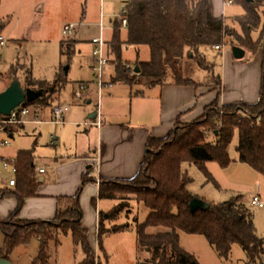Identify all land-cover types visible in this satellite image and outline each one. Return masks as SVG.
<instances>
[{
    "label": "trees",
    "instance_id": "1",
    "mask_svg": "<svg viewBox=\"0 0 264 264\" xmlns=\"http://www.w3.org/2000/svg\"><path fill=\"white\" fill-rule=\"evenodd\" d=\"M236 1H241L246 10L241 19L243 36L225 24L222 18L213 16L210 0H126L129 23L124 40L121 38L119 21L114 20L110 53L117 64L112 82H133L123 65V49L128 44L136 48V63L141 74L156 79L151 86L164 83L195 87L207 85L217 90L218 94L201 117L189 123L178 120L165 137L150 136L146 144V157L134 177L100 182L98 197L120 202L107 213H100L98 264H108L101 257L107 259L102 245L104 234L123 232L130 227L128 222L106 225V221H115L124 209L129 208L130 196L142 202L149 211L145 220L136 223L137 248L139 252L148 254L144 259L141 256L138 264H201L193 253L181 246V231L205 236L223 259L229 258L233 246L237 244L245 252L246 264H264V237L258 234L253 212L241 201L240 196L222 203L209 202L188 189L192 178L182 170L184 162L195 164L207 181L217 183L207 170L206 163L215 161L222 168L228 167L232 162L230 145L237 134L239 160L264 175V20L262 22L259 14L264 0ZM5 26L6 22L0 20V36ZM256 29H259V35L254 40L251 33ZM228 36H233L252 52L258 48L262 50L259 99L255 103L220 102L221 74L215 71L214 65L206 59L200 48L203 45L226 43ZM78 42L73 37L61 41L68 58L75 53ZM142 47L149 49L147 62L139 60ZM186 58L193 59L199 69L205 71L204 80H196L186 74ZM10 70L15 73L13 79L18 67L13 65ZM65 82L62 72L54 82L34 80L29 73L25 87L44 89V93L37 100L26 101L25 104L52 107L53 96ZM4 117L0 114V118ZM219 121L221 125H218ZM33 159L32 150L20 151L15 162L16 187L0 192V199L15 196L18 200L11 216L6 220L0 219L4 233L0 257L9 259L18 246L27 245L34 236H39L42 240L32 264L37 261L47 264L48 241L54 238L50 231L52 228L56 233H70L73 242L82 248L84 258L77 264H96L95 249L89 241L88 229L82 224L83 210L80 204L83 186L88 182H96V178L86 173L83 186L75 195L59 197L54 219L16 218L25 199L35 196L40 186V181L34 176ZM195 197L205 201L208 207L192 209L190 203ZM93 204L96 205V199ZM150 227H163L167 231L149 233L147 230Z\"/></svg>",
    "mask_w": 264,
    "mask_h": 264
},
{
    "label": "rangeland",
    "instance_id": "2",
    "mask_svg": "<svg viewBox=\"0 0 264 264\" xmlns=\"http://www.w3.org/2000/svg\"><path fill=\"white\" fill-rule=\"evenodd\" d=\"M125 1L1 0L0 20L6 22V26L2 32L6 44L4 46L0 45V89L3 85L8 86L13 75H15L10 70L13 65L18 67L16 76L24 86L29 73L34 80L54 82L58 74L62 72L66 82L61 90L53 96V105L61 104L68 106L66 112L67 120L82 119L85 121L87 119V110L94 108L99 102L103 104L104 111L112 112L115 103L123 102L118 100V98L114 102L108 101L106 99L108 92L118 94L129 91L131 87L135 90L142 87V85L139 84V78L133 80L132 83L112 82V78L115 76L117 61L114 55L109 53L108 58L110 62L105 67L104 81L111 82L112 85L105 86L99 91L95 75L89 67V64L93 60L91 54L93 47L88 41L93 37L101 35L100 28L98 27L101 20V12L104 13L103 21L106 26L103 38L106 41L111 40L115 16L122 11ZM245 13L244 4L236 0L225 8L224 13L225 24L241 36L244 34L241 19ZM259 14L263 22L264 4L260 7ZM66 24H75L77 26V32L72 37L79 41L76 45L75 53L70 58L65 54V48L61 45V41L68 38L62 32ZM121 31V38L124 40L127 35L126 29ZM258 35L259 29L253 30L251 33L254 40L258 38ZM233 45L240 46L241 44L233 36H228L225 43V53L230 52ZM144 49H141V57L146 59L145 52L147 49L145 51ZM200 51L214 65L215 71L221 74L224 58L221 57L219 51L212 45H203ZM134 52V48L124 47V66L128 62L127 60L134 61ZM261 58L258 48L254 52L248 50L247 54L237 61L247 64L243 69L246 70V73L252 74L257 69H261V67L259 68L261 66ZM66 65H69L67 74L64 72ZM185 70L187 75L192 76L196 80H204L206 75L205 71L199 69L193 59L186 58ZM128 73L130 76V71ZM79 81H91L89 88L84 92V96L80 101L76 100L73 96V88ZM87 92L88 94H86ZM89 98L93 99L91 103H87ZM125 106L127 105L125 104ZM42 118H45V120L51 118V106L42 107ZM34 127H37L41 133L39 139L46 148H44V151L48 152H52V150L54 152L64 140L71 144L72 148L69 151H73L72 153L76 151L78 145L85 146L88 149L94 141L93 131L89 133L92 130L91 127H87L84 124L72 125L66 123L55 125L50 122H44L37 126L28 125L26 128L28 132L32 133ZM38 130H35L36 134H38ZM51 134H55L59 138L56 146L48 144ZM70 153L65 152V154ZM230 157L232 162L226 168H222L215 161L206 163L207 170L213 175L217 183L207 181L204 173L197 165L184 162L182 170L187 172L192 178L188 189L198 197L213 203L226 202L240 196L241 201L253 212L258 234L264 237V206L250 205V201L254 195H258L264 200V175L256 172L248 164L238 161L236 152H234L231 145ZM10 158L16 159V157ZM38 162L42 163L44 161L43 159H39ZM48 164L51 163H45V165ZM11 167H4V169L10 170L12 173ZM50 171L51 169L49 168L48 172ZM134 205L131 212L119 215L116 220L118 224L128 222L130 227L123 232L106 233L102 238V245L106 250L107 259L104 256L101 257H103V261L107 260L108 264H138L141 256L143 259L148 257L146 252H139L137 248L135 222L136 218L139 219V222L144 220L148 208L142 202H137ZM50 231L54 238L51 239L52 241H48L47 264H77L82 261L84 258L82 248L73 242L70 234L61 235L59 239V235L62 234L61 232L56 233V230L52 228H50ZM147 231L149 233H157L167 231V229L163 227H150ZM179 234L181 246L190 253H193L201 264H246L245 252L237 244L233 246L229 258L223 259L205 236L188 234L182 231ZM41 240V237L34 236L29 244L18 246L12 253L15 264H32L38 255ZM56 240H58L57 244ZM3 247L4 233L0 225V248ZM35 264L42 263L37 261Z\"/></svg>",
    "mask_w": 264,
    "mask_h": 264
},
{
    "label": "crops",
    "instance_id": "3",
    "mask_svg": "<svg viewBox=\"0 0 264 264\" xmlns=\"http://www.w3.org/2000/svg\"><path fill=\"white\" fill-rule=\"evenodd\" d=\"M210 2L213 16L224 20L226 7L223 6V0H210ZM125 47L134 48V61H127L135 64L137 62L136 48L132 45H125ZM241 47L245 50L246 55L249 49L244 46ZM142 48L147 49L145 52L146 59L141 57ZM142 48H140L139 60L147 62L149 61V49L147 47ZM259 51L262 57L261 48ZM221 57L224 58L221 73V104L257 102L261 69H257L252 74L246 73L243 68L247 64L237 61L238 59L234 57L232 49ZM91 64H89L90 68ZM155 80L144 77L139 82L142 85L140 88L134 90L131 87L129 91L118 93L119 95L108 92L106 96L108 101L114 102L118 98L124 103H115L112 112L104 111L103 104L99 102L94 108L87 110L85 121L82 119L67 120L65 113V123L63 124H84L91 127L92 130L89 133L93 131L94 141L88 149L78 145L76 151L72 153L73 151H69L72 148L71 144L64 140L59 148L55 149L56 151H44L45 147L39 139L41 133L37 127H34L32 133L28 132L26 128L28 125L37 126L41 123L12 126L5 133H1L0 137H9L11 142L9 145L0 147V192L2 190H14L16 187V185H9V179L13 177V173L4 169L3 159L5 157H17L22 150L33 151L34 176L40 181L36 195L25 199V203L16 218L19 220L54 219L58 208V198L75 195L83 186V178L87 173L89 177L96 178V182H88L83 186L80 196V204L83 210L82 224L88 229L89 241L95 249L98 243L100 213H107L120 202V200L106 199L109 200L106 201L100 199L98 197L100 182L107 179L134 177L146 157V144L150 136L165 137L175 127L178 120L189 123L201 117L205 113L206 107L217 98L218 91L207 85L195 87L164 83L151 86L152 81ZM79 82L90 83L91 81ZM6 87L3 85L0 90ZM136 92L139 93L136 94ZM92 101L93 99L89 98L87 103ZM125 104L127 106L124 107ZM38 108L42 117V107ZM96 111L97 116L92 117L93 112ZM42 119L45 120V118ZM35 130H38V134ZM51 135L48 144L56 146L59 138L56 135L58 141L51 144ZM237 142L238 136L236 134L231 147L236 152L238 161H240L236 150ZM65 152L71 153L65 154ZM39 159H43L44 162L39 163ZM97 161L99 162L98 170L96 169ZM48 162L51 164L45 165ZM40 168H44L45 171L39 173ZM49 168L51 169L50 172H48ZM130 197L129 208L124 209L120 215L131 212L134 204L138 202L134 196ZM94 199H96V205L93 204ZM17 205L18 200L15 196L1 198L0 219H8ZM148 213L149 211L145 218ZM116 220L106 221V224L108 226L118 224ZM138 220L136 218L135 222L137 223ZM61 235L67 234H60L59 239ZM9 259L15 264L12 254Z\"/></svg>",
    "mask_w": 264,
    "mask_h": 264
},
{
    "label": "built area",
    "instance_id": "4",
    "mask_svg": "<svg viewBox=\"0 0 264 264\" xmlns=\"http://www.w3.org/2000/svg\"><path fill=\"white\" fill-rule=\"evenodd\" d=\"M235 0H223V6L227 7L234 3ZM104 13L101 12V20L98 24V27L100 28V36L93 37L90 40V44L92 45V64H91V70L96 78V84L99 87V91H101L105 86H111V82H105L104 81V71L107 64H109L110 60L108 58V54L110 53V41H106L103 38L104 31L106 30V26L104 24ZM115 20L119 21L120 29H127L129 18H128V12L125 7V4L123 5L122 11L115 16ZM114 28V25H113ZM77 26L75 24H66L63 27V34L67 36L68 38L74 36L76 34ZM6 44L5 39L3 36H0V45L4 46ZM128 46V44H126ZM214 48L219 51V53L224 56L225 54V43L222 44H216L214 45ZM1 56V55H0ZM135 64L127 62L125 63V68L130 71V78L133 80H136V78H139V80H142L145 76L141 74V72L135 71ZM90 83L89 82H78L74 88H73V96L76 100H81L84 96V92L89 88ZM68 110V106L61 105V104H55L51 107V118L49 120H43L39 111V108L36 106H28L24 103L16 107L9 116H6L4 118H0V134L5 133L9 128L12 126H18L23 125L27 123H42V122H50L54 124H63L65 123V113ZM218 125H221V122H218ZM58 141L57 136L55 134L51 135V144H55ZM11 142V139L9 137H0V147L9 145ZM16 159L15 158H7L5 157L3 159V165L5 168L11 167V171L13 173V177L9 179V185L14 186L16 184V173H17V167L15 165ZM97 170L99 169V162L97 161ZM45 171L44 168L39 169V173H43ZM251 206H258L263 207L264 206V200H262L258 195H255L251 201ZM98 241V240H97ZM99 243H97V246L95 248V258H96V264H98L99 259Z\"/></svg>",
    "mask_w": 264,
    "mask_h": 264
},
{
    "label": "water",
    "instance_id": "5",
    "mask_svg": "<svg viewBox=\"0 0 264 264\" xmlns=\"http://www.w3.org/2000/svg\"><path fill=\"white\" fill-rule=\"evenodd\" d=\"M251 1V0H249ZM232 53L235 58L241 59L245 56V50L239 45L232 46ZM69 69V65L64 67V72L67 74ZM135 71L140 72V67L138 65L135 66ZM44 93V89H33L26 88L21 80L16 76L12 79L9 85L0 91V114L9 116L11 112L26 101H35L40 98ZM97 116V111L93 112L92 117ZM190 206L192 209L197 207H208V204L195 197ZM0 264H14L13 261L6 257H0ZM141 264H148L147 262H142Z\"/></svg>",
    "mask_w": 264,
    "mask_h": 264
}]
</instances>
